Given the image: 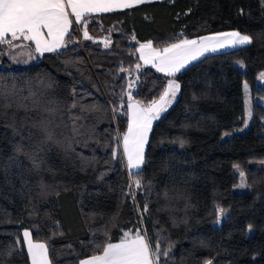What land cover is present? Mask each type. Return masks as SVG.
I'll return each mask as SVG.
<instances>
[{
	"label": "trees",
	"instance_id": "obj_1",
	"mask_svg": "<svg viewBox=\"0 0 264 264\" xmlns=\"http://www.w3.org/2000/svg\"><path fill=\"white\" fill-rule=\"evenodd\" d=\"M84 20L91 39L72 23L57 52L14 40L31 49L25 65L0 45V88L15 92L13 106L0 108V264H31L25 230L47 245L51 264H80L130 230L153 250L170 249L160 264H264V105L253 103L248 131L222 140L244 125V83L264 98V0H163ZM224 31L251 43L172 77L138 52L144 42L162 49ZM172 78L179 96L154 123L142 169L129 172L128 93L147 106Z\"/></svg>",
	"mask_w": 264,
	"mask_h": 264
},
{
	"label": "snow or ice",
	"instance_id": "obj_2",
	"mask_svg": "<svg viewBox=\"0 0 264 264\" xmlns=\"http://www.w3.org/2000/svg\"><path fill=\"white\" fill-rule=\"evenodd\" d=\"M148 2L150 0H67V3H65V0H0V45L6 44L11 49L17 47L13 44L14 40L23 39L34 41L35 52L41 55L45 52H57L66 46L65 36L70 33L72 26L66 8H71L78 24L83 23L85 25L84 38L91 39L86 29L88 21L82 20V17L92 13H107L119 9H129ZM45 29L47 39L43 31ZM9 36L11 39L8 38ZM251 39L248 35L233 31L202 37L199 40L184 39L179 43L163 48L162 51L153 48L152 42L149 41L147 44L140 46V52L145 63L155 61L157 62L158 71L171 75L179 72L190 61L197 60L207 52L247 45L251 43ZM104 44L105 47H109L111 40L106 38ZM145 49L148 50V56L144 55ZM13 59L16 60V57H13ZM238 63L243 67L242 62ZM139 67L137 65V68ZM261 78L264 79V73H261ZM134 84L135 82H130L129 87L134 86ZM179 87V84L169 81L159 100L151 101L147 106L131 103L132 96L131 93H128V100L130 101L128 106L132 110V117L127 132L123 135V151L127 157L128 167L135 170V174L140 172L144 164V146L147 142L152 121L158 119L161 113L167 110V106L171 104L172 99L179 91ZM245 87H247L246 84ZM14 97V91H5L0 88V108H11ZM17 107L26 106L17 104ZM247 116L249 118L252 116L250 109ZM47 140H52L51 134L47 136ZM183 143L181 141V146H183ZM16 151L23 153L33 161L36 168H39L35 158L25 152L22 146H17ZM113 158H116L115 152ZM234 167L239 171V166ZM239 175L243 179L245 174L243 171H239ZM134 183L137 187L141 185L139 179H136ZM144 210L147 211V206ZM219 212L223 215L224 209H219ZM130 233L131 230L124 233L120 243H108L103 248V255L92 256L82 260L80 264H160L162 256L168 257L170 249L162 251L159 242L153 250L146 237L141 235L139 230L136 231L134 237ZM23 238L31 264H50L48 247L45 243L33 242L31 233L27 230L23 233ZM18 244L19 240L17 241ZM18 250V248L9 249L7 255L11 256L13 251ZM208 264H211V262L209 261Z\"/></svg>",
	"mask_w": 264,
	"mask_h": 264
},
{
	"label": "rangeland",
	"instance_id": "obj_3",
	"mask_svg": "<svg viewBox=\"0 0 264 264\" xmlns=\"http://www.w3.org/2000/svg\"><path fill=\"white\" fill-rule=\"evenodd\" d=\"M13 57H16V60L13 59ZM9 58L11 60V62L14 64V65H25V64H28L31 62L32 60V52H31V49L29 46H18V47H14V48H11L10 50V53H9ZM19 61V62H17ZM26 61V62H25ZM243 64V63H242ZM237 67L241 70H244V65L243 67H241L240 63L237 64ZM264 73V72H263ZM245 84L247 85V87H245ZM130 89V88H129ZM244 98H245V114H244V125L242 126V128L240 129H236L234 130L233 132H229V133H225L222 137V140L225 141L227 139H229L230 137H232L234 134H241V133H244L246 131H248L250 128H251V125H252V121H253V103L256 102V103H259V104H262L264 105V98H261V97H253L251 95V89H250V86L247 84V83H244ZM132 89H130V93H131ZM172 104L168 105L167 106V109L171 106ZM251 110L252 112V116L251 118H249L247 116V112L248 110ZM261 134H264V130H261L260 131ZM124 135V134H123ZM147 144V142H146ZM146 144L144 146V153H145V147H146ZM121 146H122V150H123V136H122V139H121ZM124 153V151H123ZM125 156V160H126V165H127V157L126 155L124 154ZM127 168L129 170V172H133L135 170L133 169H130L127 165ZM242 179V178H241ZM244 180V178L242 179ZM242 184L240 183L238 186L235 187V191L236 192H244L245 191V187L244 186H241ZM28 231V230H27ZM25 232V231H24ZM23 232V233H24ZM24 239V238H23ZM34 242V241H33Z\"/></svg>",
	"mask_w": 264,
	"mask_h": 264
},
{
	"label": "crops",
	"instance_id": "obj_4",
	"mask_svg": "<svg viewBox=\"0 0 264 264\" xmlns=\"http://www.w3.org/2000/svg\"><path fill=\"white\" fill-rule=\"evenodd\" d=\"M158 1H163V0H150V2H148V3L158 2ZM65 3H67V0H65ZM143 4H147V3H143ZM143 4H139V5H143ZM139 5H136V6H139ZM134 7H135V6H134ZM66 10L68 11L69 19L72 21V23H77L76 20H75V16H74V14L72 13L71 8L68 7V8H66ZM119 10H123V9H119ZM114 11H118V10H114ZM110 12H113V11H110ZM107 13H109V12H107ZM97 14H104V13H92V14H87L85 17H87V16H91V15H97ZM85 17H82V20H84ZM77 24H78V23H77ZM43 31L45 32V38L47 39L48 37H47V35H46V29L43 30ZM226 32H233V31L217 32V33H212V34H208V35H205V36H200V37H196V38H192V39H187V40H199V39L202 38V37L215 36V35H217V34H219V33H226ZM33 43L35 44L34 41H33ZM147 43H148V42L141 43L140 46H141L142 44H147ZM178 43H179V42H178ZM140 46H139L138 52H139V55H140V58H141ZM243 46H245V45H243ZM152 47L155 48L153 45H152ZM167 47H168V46H167ZM238 47H242V46H238ZM238 47H235V48H238ZM235 48H224V49H219V50L216 51V52H207V53L204 54V56L199 57L197 60H195V61H190L189 64H187V65L185 66V68L188 67L190 64H192V63L198 61L199 59H201V58H203V57H205V56H207V55H210V54H216V53H221V52L228 51V50L235 49ZM155 49L160 50V51L163 50V48H162V49L155 48ZM45 53H46V52H45ZM144 55H145V56H148V55H149L147 49H145V51H144ZM141 61H142L145 65H148V66L153 67V68H155L156 70H158L157 67H156V63H157V62L154 61V62H150V63H145V60L142 59V58H141ZM185 68H183V69H185ZM183 69H181V70H183ZM181 70H180V71H181ZM180 71H179V72H180ZM159 72H161V71H159ZM161 73H163V74H165V75H168V76H171V77H172V76H174L175 74H177L178 72L173 73V74H171V75L168 74V73H166V72H161ZM170 81H174L175 83L179 84V82H178L176 79H174V78H172ZM179 86H180V84H179ZM179 92H180V87H179V91H177L175 97L172 99L171 104H173V103L175 102V100H176L177 97L179 96ZM131 103H137V102H135V101H131ZM139 106H141V105L139 104ZM161 114H162V113H161ZM160 116H161V115H160ZM131 117H132V110L130 109V120H131ZM156 120H157V119H156ZM156 120H153V121H152L151 129H152L154 123L156 122ZM151 129H150L149 132H148V137H149V134H150V132H151ZM147 141H148V138H147ZM141 235H143V236L146 237V239H147V241H148V243H149V245H150V242H149V239L147 238V236H146L145 234H141ZM133 237H134V236H133ZM120 241H121V240H120ZM120 241L113 242V244H115V243H120ZM34 242H35V241H34ZM35 243H41V242H35ZM150 247H151V245H150ZM151 248H152V247H151ZM99 255H103V253H101V254H99ZM96 256H98V255H96ZM91 257H92V256H91ZM88 258H90V257H88ZM85 259H87V258H85ZM85 259H83V260H85ZM49 261H50V259H49ZM50 264H51V263H50Z\"/></svg>",
	"mask_w": 264,
	"mask_h": 264
},
{
	"label": "water",
	"instance_id": "obj_5",
	"mask_svg": "<svg viewBox=\"0 0 264 264\" xmlns=\"http://www.w3.org/2000/svg\"><path fill=\"white\" fill-rule=\"evenodd\" d=\"M24 44H25V42L20 41V42H18V43H15L14 45H17V47H18V46H23Z\"/></svg>",
	"mask_w": 264,
	"mask_h": 264
}]
</instances>
